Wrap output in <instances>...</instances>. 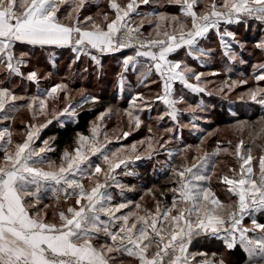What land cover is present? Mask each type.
Segmentation results:
<instances>
[{
	"label": "snow or ice",
	"instance_id": "snow-or-ice-1",
	"mask_svg": "<svg viewBox=\"0 0 264 264\" xmlns=\"http://www.w3.org/2000/svg\"><path fill=\"white\" fill-rule=\"evenodd\" d=\"M91 2L0 0V124L7 122L0 127V264H228L222 254L195 250L209 239L221 241L226 251L241 248L246 264H264V222L257 218L264 215V115L255 121L237 120L236 127L248 132L247 144L242 138L235 145L231 140L218 141L209 152L203 144L211 133L195 146L184 144L181 135L185 127L202 133L200 122L213 107L204 96L227 100L239 87L249 85L248 78L230 75L234 64L246 63L241 54L244 44L232 28L257 25L262 34L254 47L264 51V0H107L109 11L82 17ZM142 6L153 10L141 11ZM169 7L178 11L160 10ZM65 8L70 10L65 13ZM145 25L151 28L147 35ZM212 33L223 72L197 71L189 60L204 66L213 58L215 50L202 46ZM49 46L70 50L69 69L87 58L102 72V59L119 54L121 92L131 88L130 74L140 86L155 84L160 90L154 97L130 94L123 110L127 130H113L110 139L103 121L119 110L108 107L90 123L87 134L77 132L73 143L53 160L56 138H42L41 133L54 121L63 126L62 117L77 120L82 110L103 101L85 89L74 100L64 79L40 88L41 80L52 74L31 69L32 52ZM181 51L183 57L172 58ZM222 74L226 77L222 81L209 79ZM16 80L18 84L13 83ZM251 80L254 86L240 93L238 100L264 109V60L252 65ZM26 83L36 86L35 94H20ZM185 90L200 97L198 102L189 103ZM61 96L65 103L57 108ZM157 104L164 107L155 117L157 124L165 119L173 123L161 136L142 119ZM21 109L32 119L14 142L11 124ZM184 115L190 117L188 124L180 123ZM143 127L149 133L145 138L114 150L108 147L112 139L126 140ZM175 141L180 146L173 148ZM193 147L196 155L189 159ZM254 147L260 149L258 156ZM162 154L165 160L158 161L155 170L165 171L170 186L147 190L154 207L144 205V196L139 201L127 199L128 192L136 191L134 185L122 182L123 177L136 176L130 166ZM222 154L238 162V170L229 169L231 176L220 177L235 197L232 202L221 201L206 186ZM46 198L74 203L58 212V222H50Z\"/></svg>",
	"mask_w": 264,
	"mask_h": 264
},
{
	"label": "rangeland",
	"instance_id": "rangeland-1",
	"mask_svg": "<svg viewBox=\"0 0 264 264\" xmlns=\"http://www.w3.org/2000/svg\"><path fill=\"white\" fill-rule=\"evenodd\" d=\"M122 3H126L127 0H120ZM147 10H153L152 7L149 6H142L141 11ZM160 10H167L171 13H176L178 11L175 7H169L167 9H160ZM65 13L66 11L63 10ZM104 11H109L107 8V0H92L91 3H89L86 6V9L82 12V17L86 15H96L98 12L103 13ZM111 15V12H109ZM252 26L255 27V24ZM232 30L236 33L237 39L244 44V48L242 49V57L246 61L245 64H240L237 62L233 65V70L230 73L232 79H249V85L248 86H241L239 87L233 94H229L228 99H221L219 97L213 96V97H207L204 96V100L207 104H209L212 107V110L205 114L204 118L200 122V128L202 129V133H194L190 130V127H185L181 133L182 139L187 140L184 144L189 145H198L200 143V140L203 138L204 135H207L208 133H211L210 136H207V139H205L203 148L205 151L211 152L215 147L217 142L225 143L229 140L232 141V144L235 145L241 138L245 140V143H251L249 135L247 130H240L236 127L237 120L240 121H255L258 120L260 116L252 117V114L258 113L260 106L254 105L251 103H242L238 100V97L240 93L246 91L247 87L254 86V81L251 80V73H252V65L261 62L264 60V51H260L255 49L254 44L257 38V36H252L253 30L252 27H246L243 25L240 26H233ZM145 35H147L151 28L145 25L143 29ZM259 36L261 34L259 33ZM202 46L205 48H211L215 50V55L213 58L209 60V62L201 66L200 62L189 60V63L192 67L196 68L197 71H202L205 73H211L213 71H220L223 72L224 65L221 62V52L218 46V41L216 39L215 33H212L207 40H205L202 43ZM27 50V49H25ZM24 51V50H22ZM238 51H241L238 49ZM127 53V52H125ZM57 54V59H60L57 61L56 65L53 67L51 66V69L46 65V62L52 55L55 56ZM184 52L181 51L179 56H175L174 59H179L183 57ZM72 59V53H70L69 50H60L57 53L55 51L49 50V48H35L32 52V59H31V69H37L41 74H48L51 73V77L47 80H41L40 88H49L54 83L61 82L62 79H64V82L69 84V91L73 97L74 100L79 99V90L85 89L89 93L98 95L101 100L103 101L102 104L96 105L92 108H95L98 110L96 116L90 121L96 120V117L101 111H104L108 107H112L114 111L112 115L105 118L103 121V124L106 126L108 130V134L110 139L113 137V130L116 131V133H119L122 130H127V117L124 114L123 110L127 108L128 106V100L130 98V94L132 92H142L146 97H154L156 93L159 92V87L155 84L150 85L149 87H143L139 84L135 85V83L131 84V88H128L127 86L125 89L121 92L120 89L117 87V74L120 72V65L118 61L121 59V56L119 54L115 56H106L103 59H105V64H109V67L106 68L103 66V71L98 72L95 67L90 68V61H88L87 58H84L82 62H78L76 65L73 66L72 69H69L67 65L71 62ZM56 72H53L52 69ZM85 68H88V72H83ZM30 69H25V71ZM225 75L222 74L220 76H209V79L212 81H222L225 79ZM108 81V83H107ZM14 84H18L19 81H13ZM264 86V85H262ZM106 88V91L104 89ZM179 88L180 86L177 85ZM36 86L31 84H25L23 89L20 90V94L24 95H30V93L36 92ZM185 96L189 103H195L198 102L200 97L192 95L190 93H187L185 90ZM229 101H231V105H229ZM65 101L63 100V96L55 103V107L60 108L63 106ZM102 105V106H101ZM181 108L186 107V105L181 104L179 105ZM164 111V107L161 104H157L154 110L149 114L147 111L142 114V119L144 120L145 124H151L153 131L156 136L164 135V129L167 127H173V123L165 119L164 121H160L159 125L157 124V121L155 117L159 115L161 112ZM235 112L236 116H232L231 112ZM264 115V114H263ZM254 116V115H253ZM31 113L28 112L26 109H21L18 113L15 114V120L11 124V128L16 133L14 137V142L19 141L22 138V133L24 131V124L31 121ZM61 120L66 122V120H71L67 117H62ZM190 120V117L187 115H184L180 123L181 124H188ZM40 123H43V119L39 121ZM7 122L0 124L1 127L6 126ZM61 124V122L54 121L53 125ZM88 133V132H87ZM86 133V134H87ZM147 135H149L147 127H143L141 130L134 132L131 136H129L126 140H121L119 142L112 139V143L108 145L110 149H116L121 146L131 145L135 141H139L143 138H145ZM42 138H48L52 137V135H49L45 133L44 131L41 133ZM165 138H167L165 136ZM179 141H175L171 147L175 148L179 145ZM259 143V142H258ZM69 147V146H67ZM66 147V148H67ZM64 150V149H63ZM62 150V151H63ZM61 151V153H62ZM60 153V154H61ZM60 154L52 153L50 154V158L53 160H58ZM253 154L258 156L260 154V149L258 147H254ZM196 155L195 148L188 153L189 159H191L192 156ZM158 158L159 162H163L165 160V156L162 154ZM144 165L151 164V161H144ZM179 162V160H177ZM157 164V162H156ZM237 169L238 170V162L236 159L232 156H225L220 155L216 159V168H215V174L211 175V180L207 183V186L210 187L213 192L216 194V196L224 202H232L233 199L231 198V193L228 191V188L226 185H224L220 181V177L223 174L232 175V173L229 171V169ZM125 179V177L123 178ZM136 190H139L141 195L133 200L132 197H129L126 195L127 199L133 200V201H139L141 196H144L143 203L148 208L154 207V201L152 199L151 195H146L148 189H145L143 187H135ZM44 204L50 205V207L47 210V217L48 219H51L53 222L58 221V212L61 210H64L67 208L68 203H63L62 201H51L46 202ZM222 254L224 258L228 261V264H237L234 259H232L228 252L225 250V248H222V250L218 253ZM247 260V258H246ZM246 260L243 263L238 264H246ZM126 264H131V261L126 262Z\"/></svg>",
	"mask_w": 264,
	"mask_h": 264
},
{
	"label": "trees",
	"instance_id": "trees-1",
	"mask_svg": "<svg viewBox=\"0 0 264 264\" xmlns=\"http://www.w3.org/2000/svg\"><path fill=\"white\" fill-rule=\"evenodd\" d=\"M252 30H253L252 36H257V38H259L260 37L259 33L261 34V32L258 30V26L257 25H255V27L252 26ZM36 48H39V47H36ZM18 51H19V49H18ZM126 51H128V50H126ZM104 60L105 59H102V61H104ZM48 61H49V59H48ZM46 65L51 69V63L50 62H46ZM93 67L94 66H90V68H93ZM107 83H108V81H107ZM104 89L106 91L105 87H104ZM258 111H259L258 113L252 114L253 118L257 115L261 116L264 114V109H262V110L259 109ZM97 112H98V110H96L95 108H91V110L86 108L80 112L77 120H73V121L66 120V122L65 121L63 122V126H61V124L48 126V128H46L44 130V132L49 134V135H52L56 138L54 146L57 149V151L55 153L59 155L63 149H65L67 146H70L73 143V140H74L77 132H83L86 134L88 132V129L90 126V121L96 116ZM186 141L187 140L183 139V143H185ZM179 145H180V143H179ZM144 163H146V162H144ZM150 167H151V164H149V165L143 164V171H147ZM156 171L153 175L149 173V178L145 182V184H147V186H145L146 187L145 189L152 188L153 186H155L157 189H163L167 186H170L168 175L163 174V175L155 176ZM153 176H155V178L150 183V181H151L150 178H152ZM170 196H171V194H169V197ZM231 198L233 199L232 194H231ZM257 218L261 222H264V215H258ZM245 223L250 224V221L246 219ZM219 244H220L219 249L222 250V248L224 247L222 242H220ZM227 252H228L229 256L236 261L237 264L243 263L247 258L246 253L239 247H237L236 249H234L232 251H227Z\"/></svg>",
	"mask_w": 264,
	"mask_h": 264
},
{
	"label": "crops",
	"instance_id": "crops-1",
	"mask_svg": "<svg viewBox=\"0 0 264 264\" xmlns=\"http://www.w3.org/2000/svg\"><path fill=\"white\" fill-rule=\"evenodd\" d=\"M64 10L67 12V11L70 10V8H65ZM148 11H152V10H147V9L144 10V12H148ZM47 48H49V50H51V51H55L56 53L58 51H60V50H69L67 48H56V47H53V46H49ZM18 49H19V51H22V50H25L26 48H18ZM18 49H17V51H18ZM126 52L127 53H125V54H130L129 51H126ZM172 58L174 59L175 56H173ZM58 60H60V59H57V54H55V56L52 55L50 57V59H49V61L51 63V66H53V61H54V65H56V63H57ZM102 65L105 66L106 68L109 67V64H105V61H102ZM52 71L53 72H56L54 70V68L52 69ZM128 79L131 81V84H133V83H135V85L138 84L137 77L135 75H131L130 74L129 77H128ZM31 85H33V84H31ZM35 93H30V95L35 94ZM0 127H1V125H0ZM156 162H158V158H156V159H154V160L151 161V167L147 171H143L144 161L136 162L135 164H133V165L130 166L132 169L135 170L136 176L125 177V179H123L122 182L125 183L126 185H129V186H133L134 185L135 187L138 186V187L146 188L145 186H147V184H145V182L149 178V173L153 175L155 173V171H156L155 170V167H158V163L156 164ZM163 174H166L165 171L159 170V171H156V175L155 176H159V175H163ZM155 176H153L152 178H150V180H151L150 183L153 181V179L155 178ZM126 195L129 196V197H132L131 199L135 200V199H137L141 195V193L139 192V190H136L134 192H128ZM48 196L51 197V193H49ZM167 199L170 202L171 201V196L170 197L168 196ZM54 200L57 201L54 198H46L43 201V203L51 202V201H54ZM233 200H235V197L234 196H233ZM60 201H62L63 203H65L62 198H61ZM67 203H68V205H67V207H68L69 204L74 203V200H69ZM47 220L50 221V222H53L51 219H48L47 218ZM220 242L221 241H219L218 239L204 240V241H201L199 245H197V248L195 250H202V251L208 252L209 254H211V253H219L221 251V249H219V245H220L219 243Z\"/></svg>",
	"mask_w": 264,
	"mask_h": 264
}]
</instances>
